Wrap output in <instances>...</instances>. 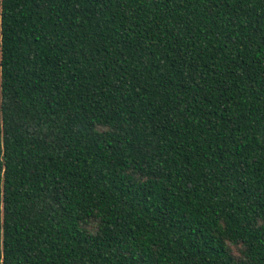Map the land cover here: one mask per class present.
Returning <instances> with one entry per match:
<instances>
[{"label": "trees", "instance_id": "16d2710c", "mask_svg": "<svg viewBox=\"0 0 264 264\" xmlns=\"http://www.w3.org/2000/svg\"><path fill=\"white\" fill-rule=\"evenodd\" d=\"M0 264H264V0H0Z\"/></svg>", "mask_w": 264, "mask_h": 264}]
</instances>
